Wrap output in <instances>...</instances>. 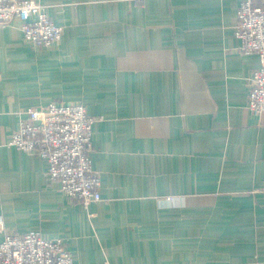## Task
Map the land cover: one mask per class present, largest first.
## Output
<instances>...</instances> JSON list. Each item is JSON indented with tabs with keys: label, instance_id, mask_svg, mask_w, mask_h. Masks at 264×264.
<instances>
[{
	"label": "crops",
	"instance_id": "crops-1",
	"mask_svg": "<svg viewBox=\"0 0 264 264\" xmlns=\"http://www.w3.org/2000/svg\"><path fill=\"white\" fill-rule=\"evenodd\" d=\"M39 1L63 27L51 46L19 18L0 28L5 231L61 238L74 264H264L260 60L239 49L240 0ZM72 101L95 119L88 206L6 144L28 107Z\"/></svg>",
	"mask_w": 264,
	"mask_h": 264
},
{
	"label": "built area",
	"instance_id": "built-area-1",
	"mask_svg": "<svg viewBox=\"0 0 264 264\" xmlns=\"http://www.w3.org/2000/svg\"><path fill=\"white\" fill-rule=\"evenodd\" d=\"M237 9L239 49L260 60L250 76L247 104L258 116L264 112V0H240ZM15 18L21 21L25 40L35 48L49 47L62 36V25L50 18L39 0H0V28ZM94 121L79 101L28 107L6 144L44 158L49 178L58 181L69 199L88 206L100 199L101 187L90 159ZM0 233V264H74L61 238L34 231L6 232L1 216Z\"/></svg>",
	"mask_w": 264,
	"mask_h": 264
},
{
	"label": "trees",
	"instance_id": "trees-1",
	"mask_svg": "<svg viewBox=\"0 0 264 264\" xmlns=\"http://www.w3.org/2000/svg\"><path fill=\"white\" fill-rule=\"evenodd\" d=\"M69 103V102H68Z\"/></svg>",
	"mask_w": 264,
	"mask_h": 264
}]
</instances>
